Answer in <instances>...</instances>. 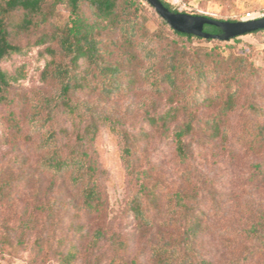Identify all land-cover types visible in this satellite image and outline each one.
I'll list each match as a JSON object with an SVG mask.
<instances>
[{
  "label": "rangeland",
  "instance_id": "374dc122",
  "mask_svg": "<svg viewBox=\"0 0 264 264\" xmlns=\"http://www.w3.org/2000/svg\"><path fill=\"white\" fill-rule=\"evenodd\" d=\"M166 1L178 12L222 20H243L249 12L264 13V0ZM140 6L138 37L142 40L148 36L150 45L158 47L161 60L172 50L167 47L172 40L180 45H198L196 39L191 43L173 34L150 3L142 1ZM58 8L65 14L69 12L66 3ZM84 11L91 21L98 22L95 33L104 39V58L122 67L127 90L114 97L92 86L74 92V103L86 101L102 112L95 138L86 132V121L70 118L63 111L56 114L54 126L64 152L86 150L91 156L106 212L101 218L87 213L79 189L69 177H53L42 169L43 153L36 148L40 133H29L30 114L39 109L45 95L56 90L42 74L53 58L47 48L57 45L52 36L42 43L36 41L56 27L55 22L61 19L58 17L31 32L19 33L15 40L21 51L8 54L1 63L10 85L7 99L0 98V264H67L64 258L70 253L76 255L73 264H118L120 258L126 264H154L153 244L163 238L174 239L192 212H203L210 228L201 240L202 254L216 264H227L234 256H239L242 264H264V253L260 251L244 258L248 255L246 247L256 245L244 237L246 223L242 216L251 209L264 214V147L252 143L251 133H246L250 129L247 121L258 119L242 111L252 110V105L264 110V31L211 44L220 58L242 56L255 69L244 81L237 111L230 114L227 139H211L202 130L208 116L220 110L219 100L191 108L198 110L196 127L186 137L189 158L183 160L177 157L173 142L174 133L185 123L183 115L167 128L148 120L150 115L178 106L171 103L168 93L152 90L141 74L155 56L136 48L137 59L132 60L122 32L98 18L92 8L86 6ZM223 34H227L225 29ZM79 70L86 73L90 65L82 61ZM88 74L96 81L92 73ZM225 90V83L217 81L211 92L220 98ZM126 137L136 147L130 168L123 156ZM143 182H162L169 187L155 213L157 223L150 230L140 227L128 209L129 200ZM182 208L183 214H179ZM99 229L105 232L100 240L95 236ZM232 229L237 232L233 238L238 244L229 248L224 239Z\"/></svg>",
  "mask_w": 264,
  "mask_h": 264
},
{
  "label": "trees",
  "instance_id": "16d2710c",
  "mask_svg": "<svg viewBox=\"0 0 264 264\" xmlns=\"http://www.w3.org/2000/svg\"><path fill=\"white\" fill-rule=\"evenodd\" d=\"M142 1L148 2L147 0H122V2L121 0H0V98L3 100L7 99L6 93L10 83L1 63L8 54L21 51L20 44L15 40L16 36L24 31L31 32L35 27L61 17L59 22H55L54 29L42 33L36 41L42 43L47 36H52L57 45V48H47L53 58L42 74L45 80L54 83L56 90L50 95H45L41 99L39 109L30 114L29 133L33 135L40 133V141L36 148L43 153L40 161L42 169L53 177H69L71 183L79 189L82 208L97 218L103 217L106 207L93 160L86 150L64 152L58 140L54 119L59 111H63L70 118L86 121L88 125L86 132L92 133V137L95 138L99 130L97 120L101 119L102 112L97 110L94 104L86 101L80 104L74 103V92L85 86H92L101 94L114 97L126 92L127 86L122 81L125 75L122 67L104 58V39L95 33V28L99 24L90 20L84 7L92 8L98 18L108 21L122 32L124 43L132 51V60L137 59L136 48L143 49L146 55L155 56V61H148V66L142 69L141 74L152 90L161 94L168 93L171 103L178 106L150 115L148 120L154 126L167 128L170 123L178 120L181 114L183 115L185 123L174 133L173 138L176 155L183 160L189 158L186 137L192 134L196 127L198 110L191 108L212 99L219 100L220 110H214L208 116L202 130L211 139H227L231 132L230 114L237 111L235 109L238 106L244 81L255 69V66L242 56L237 55L232 59L220 58L214 51L215 46H211L215 42L236 40L243 35L229 39L207 38L199 34L179 32L172 27L170 29L173 34L185 37L191 43L196 39L198 45L191 46L187 43L180 45L176 40H172L170 46H167L172 50L164 53L161 60L158 47L150 45V38L145 36L140 40L138 37L141 24L137 13L141 9ZM161 1L172 12H178L170 2ZM60 3L67 4L68 14L58 8ZM260 31L264 29L250 33ZM204 32L224 36V28L217 25L205 24ZM82 61L90 65V70L86 73L79 70ZM88 73H92L96 81H93ZM133 75H136L134 71ZM211 80L225 83L227 90L220 94V98L213 97L211 89L216 82ZM208 86L209 90H207ZM60 108L65 110H57ZM251 109L242 111L258 120L247 121L250 129L248 128L246 133H251L252 143L264 147V121L260 120L264 117V110L255 105H252ZM244 136L247 137V134ZM135 149L136 147L126 137L123 156L129 168ZM149 183L143 182L139 186L128 202V209L140 227L150 230L157 223L155 213L160 210L163 194L169 191V187L162 182L161 184L154 182L152 185ZM186 208L185 206L184 209ZM178 211L179 214H183V208ZM242 216L246 223L244 237L251 244L256 245V248L246 247L249 256L245 255L244 258L248 259L253 253L259 251L264 253V214L260 210L251 209ZM204 217L203 212L190 213L174 239L163 238L159 243L153 244L152 262L154 264H216L212 258L200 252L202 237L210 230ZM227 232L229 235L224 241L226 247L232 248L237 243L233 238L237 232L235 233L233 229ZM95 236L100 240L105 237V232L99 229L95 232ZM240 242L242 243L241 240ZM74 258L76 255L70 253L64 259H67L65 260L67 264H73ZM119 261L118 264H126L122 258ZM227 264L242 263L239 256H234Z\"/></svg>",
  "mask_w": 264,
  "mask_h": 264
},
{
  "label": "water",
  "instance_id": "95a60500",
  "mask_svg": "<svg viewBox=\"0 0 264 264\" xmlns=\"http://www.w3.org/2000/svg\"><path fill=\"white\" fill-rule=\"evenodd\" d=\"M176 31L199 34L207 38L229 39L230 37L244 35L259 29H264V17L249 20H218L205 15H190L183 12H172L161 0H147ZM205 24L223 27L227 34L225 36L204 32Z\"/></svg>",
  "mask_w": 264,
  "mask_h": 264
},
{
  "label": "built area",
  "instance_id": "2783aa9c",
  "mask_svg": "<svg viewBox=\"0 0 264 264\" xmlns=\"http://www.w3.org/2000/svg\"><path fill=\"white\" fill-rule=\"evenodd\" d=\"M262 17H264V13L258 14V15H253L251 12H249V13H247L246 18H244L243 20L256 19V18H262Z\"/></svg>",
  "mask_w": 264,
  "mask_h": 264
}]
</instances>
